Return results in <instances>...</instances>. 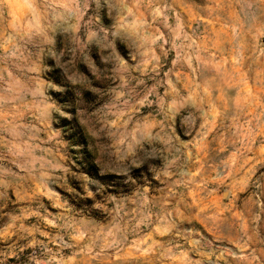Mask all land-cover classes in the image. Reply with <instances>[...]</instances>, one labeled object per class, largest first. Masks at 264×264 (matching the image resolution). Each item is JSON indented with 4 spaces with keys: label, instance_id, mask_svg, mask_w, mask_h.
<instances>
[{
    "label": "clouds",
    "instance_id": "clouds-1",
    "mask_svg": "<svg viewBox=\"0 0 264 264\" xmlns=\"http://www.w3.org/2000/svg\"><path fill=\"white\" fill-rule=\"evenodd\" d=\"M17 2L0 0V194L14 189L18 198H25L26 184L47 190L58 184L67 186L71 181L79 191L69 189L68 209L103 223L107 218L100 212L103 205L88 189L100 194L102 186L96 180H105L107 173L136 171L141 167V158L151 152L141 143L145 137L137 139L131 132L119 131L123 125L106 119V112L101 114L110 128L108 139L100 140L97 127L91 132L94 139L89 141L78 116L83 122L99 123L94 114L88 119L90 114L84 110L103 104L106 91L116 93L113 107L116 102L127 104V99L121 97L134 86L133 73L141 71L145 58L158 61L159 49L161 55L175 51L176 59L172 69L176 85L169 88L171 99L166 105L161 103L157 111L159 128L167 125L161 155L177 174L183 176L186 172L192 183L197 179L194 169L202 161L199 178L204 186L214 182L222 194L228 193L230 201L236 198L240 189L232 181L238 166L243 167L240 161L254 151L256 137H264V0H108L105 17L85 24V32L94 29L90 38L101 44L106 55L85 50L83 45L62 54L67 68L81 57L92 55L101 61H115L117 67L112 72L120 81L117 88L111 89L109 80H99L95 88L87 91L79 80L66 74L67 68L61 67L58 58L53 63L43 61L47 53L37 37L41 29L27 22L30 13L36 12L54 36L65 21L61 15V9L66 7L63 0H31L23 21L15 15ZM92 2L83 0L79 5L81 16ZM193 8L208 18L206 28L213 23L223 25L221 35L229 47L218 49L215 44L199 40L195 29L186 30L191 28ZM47 39L51 42L52 36ZM58 68L57 78H53L50 74ZM181 109L188 113L187 117ZM242 117L247 118L242 121ZM160 139L157 132L147 142ZM257 162H264V147L259 149ZM153 163L145 158L143 166L151 170ZM81 170L95 179L78 178L76 173ZM117 183L118 193L130 190L128 179L121 178ZM250 191L241 213L247 216V226L230 217L221 221L232 234L230 247L212 250L206 234L199 232L196 235L200 239L190 241L192 250L199 244L202 264H264V174L251 181ZM132 203L137 204V199ZM146 203L147 195L141 194L139 204ZM122 207L118 204L116 211ZM24 211L13 224L24 218ZM210 222L216 226L215 221ZM139 223L151 220L145 216ZM61 227L68 229L65 235L69 239L61 238L60 246L72 250L76 264H80L81 257L96 255L93 248L121 252L125 247L123 234L117 237L111 229L104 232L91 220H72ZM58 264H72V260L61 257Z\"/></svg>",
    "mask_w": 264,
    "mask_h": 264
},
{
    "label": "rangeland",
    "instance_id": "rangeland-1",
    "mask_svg": "<svg viewBox=\"0 0 264 264\" xmlns=\"http://www.w3.org/2000/svg\"><path fill=\"white\" fill-rule=\"evenodd\" d=\"M82 2L83 0H63L66 7L61 9V15L65 17V21L57 27L54 36L36 12L30 13L27 21L29 25L41 29L37 37L44 53H47L43 56L44 62L53 63L58 58L61 67L67 68L64 65L65 55L62 54L71 49L79 50L81 45L85 50L94 49L101 56L106 55V50L101 44L90 38L94 29L85 32V24L93 19L105 17V13L109 11L108 0H93L81 16L79 5ZM196 2L199 3L200 0ZM29 3L31 0H18L16 4L15 15L22 21L29 14L27 7ZM207 20L204 13H197L193 8L192 16L189 17L191 28L186 30L195 29L199 40L208 45L215 44L218 49L229 47L228 42L223 40L221 35L223 25L213 23L206 28ZM48 36H52L51 42L47 39ZM85 41L88 43H84ZM261 43H264V38L261 39ZM156 56L158 61L145 58L141 71L133 73L134 86L130 87L124 97H121L127 99V104L116 102L113 107L111 102L116 93L106 91L103 104L84 110L90 114L88 119L94 114L99 123L97 120H92L89 124L78 116V120H81L80 127L89 141L94 139L91 132L96 131L97 127H99L97 135L100 136V140L108 139L107 132L110 128L104 124L105 117L101 114L106 112V119L118 120L123 125L119 131L131 132L137 139L141 136L145 137L141 143L151 152V155L141 158L139 161L141 167L136 171L129 169L127 173L119 175L107 173L105 180H96L102 186L100 194H97L96 189H88L93 192L96 202L103 205L100 212L107 218L101 223L95 218L81 217L74 210L68 209L66 201L69 189L79 191L71 181L67 182V186L58 184L54 188L49 186L47 190L35 184L29 188L26 184L25 198H18L14 189L0 194V264H39L45 260L49 264H58L61 257L71 258L72 264H76L72 250L60 246L61 238L64 241L69 239L65 235L68 229L61 225L69 224L72 220H91L104 232L111 229L117 237L121 234L126 237L125 247L121 252L111 248L101 252L100 248L96 247L93 248V253L96 255L81 257L80 264H189L190 261L202 264L203 252L199 249V244L196 245V250H192L193 245L190 243L193 239H200L196 235L197 232L200 235L206 234V239L214 250L230 247L232 234L221 223L225 217H230L237 224L243 223L247 226V216L241 213L244 201L251 194V181L257 180L261 174H264V162H257L259 149L264 147L261 144L264 137L257 136L252 145L254 151L240 161L243 167L238 166L232 181L240 191L231 201L228 199V193L222 194V189L216 188L214 182L209 181L207 187L204 186L199 178L202 161H199L194 169L197 173L195 183H192L186 172L183 176L177 174L174 166L167 165L164 156L161 155L167 125L161 129L157 124V121L161 120L157 111L161 103L166 105L171 99L169 88L176 85L175 74L172 71L176 64L175 51L161 55V50L157 49ZM115 67H117L115 61H101L92 55L74 61L73 66L67 68L66 74L79 80L85 91L95 88L96 81L99 80H109V87L115 89L120 83L119 78L112 72ZM175 70L182 71L179 68ZM59 71L58 68L50 75L57 78ZM109 108L112 110L108 111ZM181 112L188 116L184 109H181ZM246 118L242 117V121ZM157 132L161 139L148 143V138ZM145 158L154 161L151 170L143 166ZM76 176L95 179L89 172L83 170L76 173ZM121 178L129 180L130 190L118 193L116 188L120 185L117 181ZM181 179L183 183L179 182ZM32 189L37 195H33ZM141 194L147 195L146 204H139ZM133 199H137L138 203H132ZM118 204L123 205L119 212L116 211ZM172 209H175V213H172ZM21 210H25L24 218L16 220L13 224L14 218L20 216ZM145 216L150 218L151 223H139ZM158 217L160 219H157ZM210 221H215L216 226L214 227ZM9 225L13 226L9 227ZM217 237L224 238L217 239ZM97 243L102 244L103 241ZM208 250L204 249V251ZM136 253L140 254L139 257Z\"/></svg>",
    "mask_w": 264,
    "mask_h": 264
}]
</instances>
